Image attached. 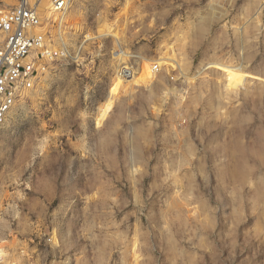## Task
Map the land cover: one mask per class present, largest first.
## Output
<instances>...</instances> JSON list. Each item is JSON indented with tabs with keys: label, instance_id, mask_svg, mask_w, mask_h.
<instances>
[{
	"label": "rangeland",
	"instance_id": "374dc122",
	"mask_svg": "<svg viewBox=\"0 0 264 264\" xmlns=\"http://www.w3.org/2000/svg\"><path fill=\"white\" fill-rule=\"evenodd\" d=\"M50 21L79 58L44 63L0 126V264H264V0Z\"/></svg>",
	"mask_w": 264,
	"mask_h": 264
},
{
	"label": "built area",
	"instance_id": "2783aa9c",
	"mask_svg": "<svg viewBox=\"0 0 264 264\" xmlns=\"http://www.w3.org/2000/svg\"><path fill=\"white\" fill-rule=\"evenodd\" d=\"M72 4L73 0H18L12 9L0 13V126L36 87L45 70L44 63L78 60L64 42L53 48L48 30L44 29L51 22L49 12L64 16ZM115 54L137 59L122 49ZM152 70L159 72L160 67L155 64ZM135 71L134 61L130 60L120 66L118 75L121 80L130 81Z\"/></svg>",
	"mask_w": 264,
	"mask_h": 264
},
{
	"label": "bare ground",
	"instance_id": "6f19581e",
	"mask_svg": "<svg viewBox=\"0 0 264 264\" xmlns=\"http://www.w3.org/2000/svg\"><path fill=\"white\" fill-rule=\"evenodd\" d=\"M53 15L56 17L55 14H53L52 12H49V17H50V16H53ZM109 100H110V99H109ZM111 100H112V97H111ZM108 102H109V104H110V101H108ZM107 107H108V108H106V109H109V108H110V105H108Z\"/></svg>",
	"mask_w": 264,
	"mask_h": 264
},
{
	"label": "snow or ice",
	"instance_id": "6c2138e0",
	"mask_svg": "<svg viewBox=\"0 0 264 264\" xmlns=\"http://www.w3.org/2000/svg\"><path fill=\"white\" fill-rule=\"evenodd\" d=\"M110 43V42H109ZM128 75H130V74H128Z\"/></svg>",
	"mask_w": 264,
	"mask_h": 264
}]
</instances>
